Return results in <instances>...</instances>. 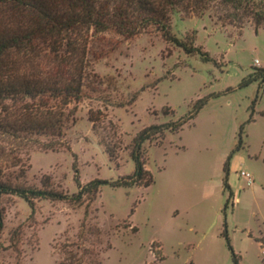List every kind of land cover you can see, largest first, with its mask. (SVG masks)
Listing matches in <instances>:
<instances>
[{"label":"rangeland","instance_id":"1","mask_svg":"<svg viewBox=\"0 0 264 264\" xmlns=\"http://www.w3.org/2000/svg\"><path fill=\"white\" fill-rule=\"evenodd\" d=\"M171 29L181 39L195 32L211 60L186 54L160 32L126 40L91 31L85 96L66 127L69 148L18 151L22 182L40 187L49 177L55 189L73 194L76 169L82 183L132 174L135 136L151 124L187 117L207 98L178 133L144 143L154 182L102 185L87 218L85 206L67 201L37 200L32 213L24 199L5 197L0 264H77V258L88 264L85 248L101 264H234L225 223L240 264H263L257 239L264 237V83L242 82L264 69V27L247 23L240 32L210 9L200 17L171 15ZM90 115L100 120L93 123ZM231 153L232 196L224 184ZM242 171L252 175L251 184ZM84 221L99 228L98 237L81 234ZM17 228L15 249L10 239Z\"/></svg>","mask_w":264,"mask_h":264},{"label":"trees","instance_id":"2","mask_svg":"<svg viewBox=\"0 0 264 264\" xmlns=\"http://www.w3.org/2000/svg\"><path fill=\"white\" fill-rule=\"evenodd\" d=\"M210 9L240 32L247 23H252L256 31L264 27V0H0V234L5 228V197L24 199L32 213L37 200L67 201L85 206L84 217L87 218L102 185L147 187L154 182L152 172L146 168L144 143L160 140L168 131L178 133L185 123L196 117L207 98L199 99L200 104L187 117L151 124L135 136L130 152L135 162L132 174L113 182L95 178L82 183L76 169L74 180L78 191L73 194L55 189L49 177L40 187L22 182L26 171L18 151L69 148L66 127L85 96L91 31L95 34L114 31L126 40L144 32H160L166 41L186 54L199 53L205 60H211L209 52L196 45L195 32L181 39L171 29V15L200 17ZM258 78L262 87L264 69L254 71L242 85ZM89 120L96 123L100 116L90 115ZM243 132L244 126H241L240 134ZM241 144L242 138L237 149ZM232 156L231 153L224 165V184L231 196L228 174ZM8 167L19 170L8 175ZM80 230L81 234L96 237L100 234L98 227L89 226L85 221ZM223 235L233 263L240 264V257L231 245L227 223ZM257 240L264 247V237ZM10 241L18 249L19 228L14 230ZM84 241L89 240L84 238ZM90 245L95 246V242L91 241ZM153 251L158 258L159 252ZM94 254L90 248H85L81 255L87 256L88 264H101ZM262 261L264 264V258ZM81 263L87 264L85 258L84 261L77 258V264Z\"/></svg>","mask_w":264,"mask_h":264},{"label":"built area","instance_id":"3","mask_svg":"<svg viewBox=\"0 0 264 264\" xmlns=\"http://www.w3.org/2000/svg\"><path fill=\"white\" fill-rule=\"evenodd\" d=\"M241 175H243L244 177L247 178L249 184L253 182V178H252V175L250 173L242 171Z\"/></svg>","mask_w":264,"mask_h":264},{"label":"crops","instance_id":"4","mask_svg":"<svg viewBox=\"0 0 264 264\" xmlns=\"http://www.w3.org/2000/svg\"><path fill=\"white\" fill-rule=\"evenodd\" d=\"M249 184V183H248ZM251 184V183H250Z\"/></svg>","mask_w":264,"mask_h":264}]
</instances>
